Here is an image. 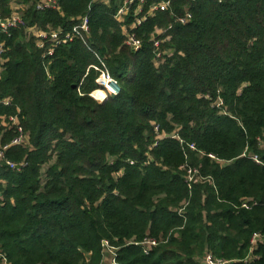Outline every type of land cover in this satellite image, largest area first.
I'll list each match as a JSON object with an SVG mask.
<instances>
[{"label":"trees","instance_id":"16d2710c","mask_svg":"<svg viewBox=\"0 0 264 264\" xmlns=\"http://www.w3.org/2000/svg\"><path fill=\"white\" fill-rule=\"evenodd\" d=\"M165 1L131 31L134 52L124 27L136 4L119 22L123 0H56L43 11L0 0L3 18L17 7L26 22L0 33V118L17 115L28 134L5 152L25 166L0 164L8 264H102L103 241L119 264H202L206 254L264 264V0H145L143 14ZM83 17L89 34L51 55L30 32H70ZM102 65L117 95L99 90ZM155 126L164 137L153 147ZM14 136L0 125V147ZM184 164L198 170L189 185ZM254 233L257 259L245 263ZM146 238L158 244L144 254Z\"/></svg>","mask_w":264,"mask_h":264},{"label":"built area","instance_id":"2783aa9c","mask_svg":"<svg viewBox=\"0 0 264 264\" xmlns=\"http://www.w3.org/2000/svg\"><path fill=\"white\" fill-rule=\"evenodd\" d=\"M94 1H100L105 4H109L111 0H94ZM136 4V8L132 11V17L133 22L130 27H124V34H125V46L129 47L131 50L138 51L141 47V42L137 40L134 36V34L131 32L133 29H135L138 25H140L142 22H144L147 17L152 16L155 12H166L169 9L170 1L161 2L159 4H153L151 5L148 10L143 14L142 8L145 5V0H123L120 7L117 9L114 18L119 21L123 22L124 17H126L131 11L132 7ZM57 8L56 0H36L35 3V9L37 11H43L45 9H55ZM12 12L11 14L3 18L0 12V33L4 35H8L10 30L13 29H25L26 28V22L21 17V15L17 12V7L11 8ZM191 19V16L189 14H185L181 18H177V22L181 25H184L188 23ZM30 32L33 33L37 40V47L39 49L45 50V46L47 44L50 45L49 49H46V55H51L53 53V49L57 46L66 44L74 40L76 37H82L89 34V27H88V20L86 17L81 18L80 23L73 26L70 32L61 33L58 31H52V32H39L36 30H30ZM156 33V32H155ZM159 45L160 41H153V47H154V54H155V61L161 59L162 53L159 51ZM4 52V45L0 44V55ZM97 72H99V77L96 81L97 85L100 87L99 90L106 93V95L113 96L117 95L119 93V88L115 80H113L108 72L104 69V66L102 65V68H96L93 67ZM109 84L115 92L111 93L108 92L106 88V84ZM95 92V91H94ZM93 94V93H92ZM92 94L90 95L93 99H95ZM97 101V100H96ZM10 101L8 99L3 101V104L8 106ZM222 102L219 101L216 104V107H221ZM18 113V110H17ZM0 125L4 128H7L9 130H13L15 133L14 138L10 142L9 145L0 147V164L5 163V165L11 169V170H19L20 168H23L25 166L24 163H21L19 165H16L10 161L5 160V152L9 147L13 146H22L25 147L28 144V134L23 131L22 127L18 123L17 115L14 116H7V117H1L0 118ZM154 131L157 135V140L153 144V147H155L159 140H161L164 136L158 134V127L155 126ZM172 138L178 139L175 135L171 136ZM180 141V140H179ZM181 143V141H180ZM189 150L195 151V147L193 145H188ZM211 159H214L212 155L208 156ZM251 159L257 163L260 164L259 159L257 156H252ZM180 169L184 172V179L185 182L189 185L191 184L196 176L198 175V170L195 168L189 167L187 164H184L180 167ZM242 208L248 209L247 203L243 202L241 205ZM261 238L260 234L254 233L249 241V253L247 258L245 259V263L253 261L257 259L256 256L253 255V250L255 246L257 245V241ZM157 241L152 238H146L142 243L139 245L141 246L143 253L147 254L152 248L157 246ZM102 253H103V263L107 262V264H119L116 261V249L111 247L107 241L102 242ZM0 259L2 260V264H8L3 256V253L0 248ZM102 263V264H103ZM202 264H227V262L223 260H219L212 256L211 254H206L202 260Z\"/></svg>","mask_w":264,"mask_h":264},{"label":"rangeland","instance_id":"374dc122","mask_svg":"<svg viewBox=\"0 0 264 264\" xmlns=\"http://www.w3.org/2000/svg\"><path fill=\"white\" fill-rule=\"evenodd\" d=\"M156 33H157V35L160 36L163 34V31L157 30ZM165 53H170V52H165ZM98 102H101V101H98ZM46 169H47V166H44L42 172L44 173ZM103 264H107V262H104Z\"/></svg>","mask_w":264,"mask_h":264},{"label":"bare ground","instance_id":"6f19581e","mask_svg":"<svg viewBox=\"0 0 264 264\" xmlns=\"http://www.w3.org/2000/svg\"><path fill=\"white\" fill-rule=\"evenodd\" d=\"M105 84H106V88H107L108 92H110V91H109V87H110V85L107 84V83H105ZM110 88L113 90V92H115L114 89H113L112 87H110ZM113 92H111V93H113Z\"/></svg>","mask_w":264,"mask_h":264},{"label":"water","instance_id":"95a60500","mask_svg":"<svg viewBox=\"0 0 264 264\" xmlns=\"http://www.w3.org/2000/svg\"><path fill=\"white\" fill-rule=\"evenodd\" d=\"M105 100H106V98H105ZM105 100H104V101H105ZM104 101H101L100 103H103Z\"/></svg>","mask_w":264,"mask_h":264}]
</instances>
